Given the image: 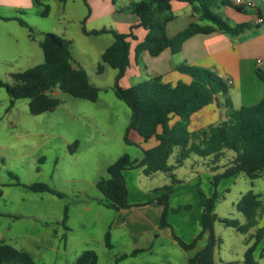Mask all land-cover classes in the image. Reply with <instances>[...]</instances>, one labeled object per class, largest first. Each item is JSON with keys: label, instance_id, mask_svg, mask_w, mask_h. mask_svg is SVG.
Instances as JSON below:
<instances>
[{"label": "rangeland", "instance_id": "374dc122", "mask_svg": "<svg viewBox=\"0 0 264 264\" xmlns=\"http://www.w3.org/2000/svg\"><path fill=\"white\" fill-rule=\"evenodd\" d=\"M38 1L22 19L31 25L36 37L38 33L34 27L59 37L62 33L69 35L72 59L83 65L90 83L100 91L97 101L90 102L55 90L53 96L59 104L40 115H32L26 99L16 100L9 107L8 96L0 88V244L26 252L38 264H71L74 257L85 250L96 253L98 264H113L116 257L129 253L133 246L150 244L156 253H143L121 264H184L185 253L173 242L172 236L154 232L135 244L125 229H112L117 212L104 205L105 199L95 187L98 180L108 177L106 168L119 156L127 154L138 160L143 156L137 146L126 145L123 141L130 110L111 89L117 71L103 64L98 56L106 45L105 40H112L110 34H82L86 0H67L64 4L57 0ZM45 10L47 14L43 17L40 14ZM216 12L220 16V12ZM42 61L43 55L19 64L34 67ZM98 65L104 68L100 74ZM0 80L6 82L3 65H0ZM74 142H77L76 152L71 154L66 144L71 146ZM176 153L177 149L169 158L170 163H173ZM231 154L225 152L224 158L217 163H220L219 167L216 164L217 170L212 172L208 169L207 174L220 173L233 158ZM190 158L205 160L195 155ZM204 166L211 167L209 163ZM160 176H164L163 173L159 172L154 177L155 185ZM175 177L178 178L177 183L172 184L167 177L166 185H180L190 179L189 174L182 173H176ZM226 180L228 188L218 190L221 180L216 186L220 199L215 214L236 219L242 224L243 216L236 212L234 203L239 193L247 191L249 181L242 174L233 184L232 179ZM15 181L20 185H15ZM256 182L264 190V176ZM34 183H44L61 193L62 197L25 188ZM210 186L213 192L211 183ZM174 203L175 199L168 203L167 227L176 231L174 236L179 241L189 244L194 237L187 239L184 236L189 232L184 217L188 216L186 212H191L193 204ZM65 210L66 227L62 222ZM251 230L253 233L255 228ZM107 231L111 235V249L104 245ZM213 232L218 240L214 248L215 264L242 263L246 236L218 222L213 225ZM205 243L202 240L196 242L201 249ZM258 262L264 264L262 260Z\"/></svg>", "mask_w": 264, "mask_h": 264}, {"label": "trees", "instance_id": "16d2710c", "mask_svg": "<svg viewBox=\"0 0 264 264\" xmlns=\"http://www.w3.org/2000/svg\"><path fill=\"white\" fill-rule=\"evenodd\" d=\"M64 4L66 0H57ZM34 5L38 0H32ZM85 2V0H84ZM113 3L116 0H112ZM181 2L191 6L192 12L197 16L198 22L189 25L173 38L166 37V24L173 19L171 3ZM217 6L231 7L241 12L239 6H234L232 0H140L130 2L118 11H127L138 19L132 28L140 27L147 31L145 38L137 44L135 57L146 51L150 56H158L165 49L171 53L179 52L182 43L196 34H209L214 31L229 33L242 30L246 24L230 25L219 17L213 9ZM47 10L41 16H46ZM21 15V13H20ZM21 27L27 29L29 37L33 38L34 31L21 17L13 18ZM85 35L110 34L113 42L101 55V62L116 70L114 84L111 87L115 97L122 101L130 110L129 123L123 137L126 144H131L127 139V132L135 131L144 141L154 138L157 144L142 150L140 160L131 159L128 155L119 156L106 168L108 177L96 182V189L103 195L105 206L115 212L128 209L127 190L123 178V171L140 168L144 176L155 173L166 174L172 184L178 181L172 172L182 165L183 161L195 155L209 158L210 170H217L216 164L224 158L225 152L233 154L228 160V165L223 171L211 176L214 191L209 197L201 195L203 212L201 215V230L194 240L185 244L175 236L173 239L183 250H191L196 242L206 235L207 240L202 249L188 260V264H215L214 248L218 240L215 239L213 225L218 222L224 227L232 228L235 232L246 235L251 229L255 231L245 241L247 246L243 253L241 264H258L253 254L264 236V226L257 227L263 210L264 202L260 194L251 189L240 196L234 207L236 212L242 214L244 223L236 219L218 218L214 205L218 199L216 186L219 180L231 178L242 174L252 186L260 178L264 169V96L257 103L249 107L234 109L226 98L224 107L226 119L209 126L204 131L188 132L189 117L203 107L215 101L217 95H226L228 86L220 76L205 68L192 66H177L179 73L189 76L188 84L177 82L169 85L162 82L160 76H152L137 84L121 87L119 81L129 67L128 38L134 39L131 33L119 34L113 30H100L87 32ZM70 42L52 33H43L39 42L43 61L41 64L23 71L9 74V82L0 80V88L4 89L9 98V107L19 99L28 101V110L32 115H40L54 109L59 101L52 91L69 94L78 99L95 102L100 89L90 83L85 70L74 67L70 52ZM102 65L97 66L100 74ZM257 77L264 85V72L257 70ZM172 117L178 120L170 124ZM77 142L68 147L69 151L75 149ZM178 149L175 163H168L173 151ZM211 158V159H210ZM15 185H20L15 181ZM172 184L163 186L162 193L154 200L162 207L158 228L167 227L166 215L168 212V196L172 191ZM32 192L48 193L56 197L62 194L44 183H34L25 186ZM2 190L0 189V196ZM66 210L63 217V226L66 221ZM104 245L111 249L110 233L104 234ZM261 251H264L262 247ZM142 250L135 249L129 254H122L114 259L117 264L127 258L134 257ZM261 257V254H259ZM0 264H38L24 251H19L5 243L0 244ZM71 264H97V255L93 250L80 253Z\"/></svg>", "mask_w": 264, "mask_h": 264}, {"label": "crops", "instance_id": "0c3cea01", "mask_svg": "<svg viewBox=\"0 0 264 264\" xmlns=\"http://www.w3.org/2000/svg\"><path fill=\"white\" fill-rule=\"evenodd\" d=\"M136 1L140 0H116L115 3H113L112 0H86L85 4L87 13L83 18L82 29L84 28L87 32L113 30L119 34L131 33L134 37V39H127L129 43V67L124 73V78H121L119 81L121 87L125 88L137 84L152 76H160L162 82L172 86L177 82L188 84L191 80L189 76L175 70L177 66L181 65L209 69L225 80L226 83L230 81L231 85H227L228 91L226 95H217L215 101L189 117L187 125L188 132L204 131L209 126L225 120L226 109L224 107V102L226 98L230 101L234 109L252 106L263 98L264 85L257 77V70L264 72V24H258L257 18L261 17L264 19V0H250L255 8L250 10L242 9L241 12L231 7H215L213 9L214 12L216 14V11L220 12V16L217 15L228 24L233 26L246 24L247 26L242 30L229 33L214 31L209 34L193 35L182 43L179 52L173 54L170 49H165L155 57L150 56L146 51L141 52L135 57V48L137 44L145 38L147 31L140 27L131 29L138 21L137 17L127 11H118L126 7L128 3ZM33 9L34 4L32 0H0V65H3L6 69V82L10 81V73L32 68L27 65L26 67H22L24 65H20L19 62H29L40 58L42 55L39 42L42 34L46 32L34 27L38 35L36 37L34 32L33 38H30L27 29L21 27L13 19L17 16L22 18V16L27 15V12ZM171 13L173 19L165 26L166 37L169 39L176 36L189 25L198 22L197 16L192 12L191 6L186 3L172 2ZM28 26L31 27L29 24ZM82 34L85 35L83 32ZM62 38L69 41L71 44V39L66 33H62ZM112 42L113 38L111 41L105 40V47L98 53L100 59L103 51L110 46ZM257 61L260 62L257 63ZM72 62L74 67L80 66L84 69L83 65L79 62L73 59ZM127 84L129 85L126 86ZM6 99L9 102V98ZM177 120V117H172L170 124H173ZM127 139L131 144L126 145L137 146L141 152L157 144L154 138L144 141L133 130L127 132ZM68 147L69 144L67 143L66 149L70 152ZM76 147L72 149V152H70L71 154L76 152ZM204 159L205 160H200L198 158L189 157L183 161L181 166L175 168L172 172L174 177L176 173L189 174L190 176L189 181L180 185H173V192L168 196V203L172 201V199H175L174 204H186L189 206L193 204L191 212H186L185 214L188 216L184 217L185 226L189 228L188 234L184 235L185 237L187 236V239L192 237L195 238L201 230V215L203 212L201 195L209 197L212 194V188L210 186L211 176L207 174L210 168L208 166L206 169L204 166L205 163L208 164L210 160L209 158ZM168 163L173 165L175 159L173 163H170L168 159ZM219 164H217L218 167ZM182 169L185 172H182ZM223 169H221V172ZM157 174L158 173L151 176H144L140 168L125 170L122 173L127 190V204L130 205V207L117 212V216L114 220V224H111V228L125 229L129 237L134 240L135 244H138L140 240L142 241L146 236L152 235L154 232H159V235L162 236H172L171 238H173L174 233L176 234L174 229L171 231L168 227L163 229L158 228L162 207L152 200L162 193L160 189L167 184V175L163 174L164 176H160L161 180L158 178V184L155 185L153 179ZM263 176L264 169L262 176L255 180L252 186L248 182L247 191L251 189L253 192L260 194L264 202V190L261 189V184L256 182L258 180L260 181ZM238 177L239 175L231 177V184H233ZM176 178L177 177H175V179ZM226 179L228 178L221 179L218 184V190L226 187L228 188L229 184ZM176 180H178V178ZM241 195L243 194L239 193L236 202ZM218 199H220V197ZM217 201L214 205V213L216 212ZM215 215L218 218H222L217 214ZM262 226H264V205L258 222V227ZM250 234H252V230L245 235L246 239ZM201 240L205 243V240H207L206 235L199 241ZM245 241L243 253L247 247ZM173 242L179 246L174 239ZM133 247L134 248L130 252L135 249H140L142 252L127 259L140 257L143 253H148L149 255L156 253L153 251V247L150 244L142 246L135 245ZM262 247H264V236L253 254L258 264V260L264 262V251H261ZM180 249L185 253L184 264H188V260L193 257L201 247H197V244H195L194 248L191 250H183L181 247ZM189 253H192V255H189ZM259 254H261V257ZM77 256L78 254L74 258L76 259ZM127 259L123 261H127ZM123 261L117 264H121ZM229 264L235 263L230 262ZM237 264L241 263L238 262Z\"/></svg>", "mask_w": 264, "mask_h": 264}, {"label": "built area", "instance_id": "2783aa9c", "mask_svg": "<svg viewBox=\"0 0 264 264\" xmlns=\"http://www.w3.org/2000/svg\"><path fill=\"white\" fill-rule=\"evenodd\" d=\"M232 3L235 6H239L241 9H248V10H250V9H254L255 8L254 4L250 0H232ZM257 23L258 24H264V19L261 18V17H258L257 18ZM259 62L260 61H257V63H259ZM226 84L227 85H231V82L228 81ZM54 94H56V92L55 91H52L51 92V95H54Z\"/></svg>", "mask_w": 264, "mask_h": 264}]
</instances>
